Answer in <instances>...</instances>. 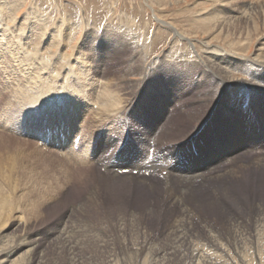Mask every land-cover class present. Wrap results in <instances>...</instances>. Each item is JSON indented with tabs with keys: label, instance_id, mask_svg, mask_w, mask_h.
<instances>
[{
	"label": "rangeland",
	"instance_id": "obj_1",
	"mask_svg": "<svg viewBox=\"0 0 264 264\" xmlns=\"http://www.w3.org/2000/svg\"><path fill=\"white\" fill-rule=\"evenodd\" d=\"M2 1L0 0V5ZM261 1L263 2V0H6L19 4L17 25L22 32L23 28L27 30L29 26L32 27L31 22L38 25L36 35L27 38L26 47L33 50L38 48L43 53L48 48L47 55L57 56L55 60L53 59L56 63L54 66L47 65L48 71L55 72V77L61 74L66 66L78 65L75 61L77 58L80 59L87 66L92 79L111 84L112 90L117 87V92L126 98L137 99L133 105L135 111L129 112L130 120H126V130L135 133L139 129L136 125L141 122L153 130L159 125L160 129H157L156 135L162 133L160 135L162 140L158 145L184 142L183 140H186L197 126L202 125L203 132L197 131L194 141V145L197 144L198 158L201 155L208 157L210 150L225 151L222 146H220L222 149H218L217 146L232 135L236 139L241 134L244 139L251 141L264 137L263 119L258 118L260 110L264 109V93L248 91L247 94L244 92L242 94L241 91L244 89L237 87L238 84H243V81L253 78L257 68L259 70L257 72H264V8L262 11L260 8L253 12L248 10V5L255 8ZM232 10L245 11L249 14L250 25L243 22L245 19L238 18L221 23L226 12ZM35 16L39 22L31 20ZM13 25L14 23L10 26ZM69 32L70 36L65 39L64 36ZM62 53L64 56L61 57ZM210 65L230 66L234 69L231 77L235 83L219 93L216 76L213 78L207 71ZM8 70L9 67L0 69V92L6 94L4 100L0 101V113L3 115L1 120L4 119L11 130L10 133H18L15 127L18 125L19 128L31 130L35 128L34 132H41V128L48 126L49 123L53 125L62 123L68 126V123H65L66 109H47L44 105L31 101L32 97L27 95L18 96V99L11 97V88L15 87V80L19 77L13 78ZM56 79L62 81L60 75ZM22 81L23 79L20 83ZM10 82L13 84L11 87ZM33 90L35 89H30L31 92ZM87 90L91 93L89 89ZM9 98L12 100L14 114L6 121L8 115L4 117L2 107L4 103L1 104L3 101L7 102ZM164 100H168L172 107L160 108ZM58 103L60 106L63 102ZM77 105L85 109L84 112L81 111L80 116L81 119L84 117V124L82 131L78 130V136L70 138V142L73 143L75 137L80 139L83 134L87 136L84 140H88L85 141V145L90 141L88 143L90 147L94 148L97 145L98 148L103 140L104 129L101 128L100 131L89 125L90 113L88 114L83 104ZM247 131L252 133L247 135L245 133ZM123 137L124 134L121 138L118 137L113 147L104 145L98 151L108 150L104 154L109 156L115 147L116 151H119L127 140L122 142ZM20 140L14 135H6L0 131V193L2 190L4 196L8 195L10 183L2 186L1 184L4 174H10L16 180L15 191L21 200L18 201L20 204L18 210L12 208V212L5 211L2 214V219L10 214L16 218L8 220L7 225L5 223L6 227L4 223L0 224V261L4 260V264H10L4 255L13 248L15 236L17 239L28 241V244L29 241L36 243L37 253L40 251L44 253L43 258H48L47 264H69L72 260H81L84 253L77 248L68 250V246L61 247L59 241L51 239L52 232L61 230L65 224L84 226L87 223L91 230L107 225L112 232L111 226L117 221L129 225L131 216H135L140 233L164 236L162 231L179 218L180 207H170L167 202L176 189L184 188L185 184L173 182L171 186H167L173 189L168 193L164 185L161 182L159 184L158 179L147 172L145 177L154 184V187L157 186L158 192L150 191L147 186L139 185L135 181L131 184L126 183V186L118 183H112V186L110 184L112 180L103 178L107 177L106 171L98 164H92L90 166L92 170L88 172L87 168L79 169L81 173L73 170L70 178L68 172L70 169L62 162L65 159L63 154L43 147L41 150L44 155L35 150V145L40 147L36 140H26L25 143ZM78 143L74 145L76 151ZM152 143L151 140V145ZM20 153H23V156ZM189 154L193 152L184 150L186 162ZM247 155L244 156L242 153V160L245 162L251 161ZM223 162L226 161L220 164ZM93 166L98 167L95 169ZM223 167H226L225 163L221 167L219 165L217 169L222 170ZM250 170L245 169L238 175L239 177L222 184L230 188L228 193L226 192V197L221 198L224 203L211 196L223 194L221 187L215 189L218 183L212 181L203 184L208 185L204 190L187 193L184 197L187 199L188 207L192 208L191 230L196 236L194 239L197 241V238H200V243L206 244L205 237L213 225V230L218 234L224 247L229 252L232 250L230 253L226 250L228 255L212 260L213 264H264V222H260L256 227L250 222L254 217L251 215V204H264V167L251 170L252 172ZM132 178H135V175ZM150 183L148 185L152 186ZM196 183L199 184V180L192 185L198 186ZM82 202L85 204L84 210L70 213L73 207ZM19 213L23 219H17ZM230 216L238 221L244 220L241 222L245 225L238 231H235L236 228L229 231L227 218ZM24 218L27 222H24ZM231 231V234H237L236 238L239 240L235 246L231 243L226 244V235ZM163 243L157 249L150 248L152 253L148 260L138 261L130 258L132 260L116 262L110 258L109 264H189L191 248L208 246V244L199 246L196 242L190 247L184 244L181 248L184 254L180 255L178 249L170 247L172 244L164 241ZM120 245H105L104 248L106 251L113 248L122 255L130 244L127 241V247ZM20 254L18 252L13 256L15 262L26 264L29 255L20 260L21 258L18 259ZM30 255L31 258L38 257L35 251Z\"/></svg>",
	"mask_w": 264,
	"mask_h": 264
},
{
	"label": "bare ground",
	"instance_id": "obj_2",
	"mask_svg": "<svg viewBox=\"0 0 264 264\" xmlns=\"http://www.w3.org/2000/svg\"><path fill=\"white\" fill-rule=\"evenodd\" d=\"M18 5L19 4H15V2H6V0L2 1L0 5V69H8L9 67L8 71L10 74H12V77H19V79L15 80V87L11 88L12 92L10 95L14 99H18V96L27 95L32 97L31 101L38 102L39 105L42 104L47 109H66L63 111L67 115L65 116V123H68V126L62 123H57L54 125L49 123L48 126L43 127L41 125L43 128H41V132L39 131V133L34 132L35 128H33V130L29 128H19L18 125V127L15 126L18 133L12 134L10 133L11 130L9 127L5 124L4 119L1 120L3 115L0 113V131L6 135H14L16 138L21 139L20 141L22 143H25L26 140H36L37 144L40 143V147L35 145V150L41 154H44V152L41 150L43 147H47L49 150L56 151L57 154H63L65 159H63L62 162L68 165L70 169L68 170L70 178L73 170H75L74 172L77 171V173H79V169L87 168L86 172H88L92 170L90 168L92 164H98L100 168L106 171L107 177L100 176L112 180L110 182L111 185L112 183H118L119 185L126 186V183L131 184L135 181L139 185L147 186V189L150 191L152 190L153 192H158L157 186L154 187V184L150 183L145 177L147 172H149L150 175H153L154 178L158 179L159 184L161 182L168 193L173 189L172 187L168 188L167 186H171L173 182H176L179 185L185 184L184 188H177L167 202L170 207H180V215L179 218L174 220L168 228H165L162 231L164 236L159 234L151 236L149 234L140 233L139 223H137L135 216H131L129 225L117 221L115 225L111 226L113 229L112 232L109 231L110 229H108L107 225L91 230L87 223H85L84 226L65 224L61 230L57 229L52 232L51 239L59 241L61 247L68 246V250L77 248L79 251L84 253V255H82L84 257L81 259L82 261L72 260V263L74 264H109L110 258L116 260V262L118 260L126 261L127 259L145 261L149 259V256L152 253L150 248L157 249L164 244L163 241L167 244H172L170 247H172V249L174 248V250L178 249L180 255L184 254V252L181 250V248L184 247V244L187 246L189 245V247L192 246V243L194 242H196L197 245L199 244V246L208 244V246L205 248H191L189 254V264H213L212 260H215V258L226 256V250L228 249L224 247V244L220 241L218 234L214 232L213 225L210 226L208 234L205 237L206 244L200 243V238H197V241L194 239L196 236L193 235L191 230L193 215L191 214L192 208L188 207L189 205H187L186 202L187 199L185 200L184 197L187 193L192 194L194 192L204 190V188L208 185L203 184L205 182L212 181L217 182L218 186L217 188L211 186L209 187L215 189L221 187L223 194L222 196H211L224 203L225 201H221V198L226 197V192L228 193L230 188L227 187V189L226 186L224 187L222 184L232 180L233 178L239 177L238 175L242 173V171H245V169L250 168L251 170H257L264 167V137L251 141L244 139L241 134H239L236 139L234 138V135H232L231 137H226V141L222 143L223 145L220 144L217 146L218 149H222L220 147L222 146L225 151L216 152L215 150H210L208 157H203L201 155L200 158H198L197 144L194 145V141L196 139L195 133L197 131L203 132L202 125L197 126L194 132L189 135L186 140H183L184 142L174 141L175 143H172V145H158L160 140H162L160 136L162 133L156 135L158 133L156 132L157 129H160L158 128L159 125L155 130H153V128L150 129L149 127H145L141 122L138 125L135 124L140 130L137 129L135 133L133 131H127L126 120H130V118H128L130 117L129 112L135 111L133 105L137 102V99L126 98L124 95L117 92V87L112 90L111 84L103 83L94 78L92 79L89 75L87 66L84 65L78 58L75 61V63L78 65L66 66L63 72H61V74L59 73L62 81H58L56 78L59 75L55 77V72L48 71L49 67L47 66H54L56 64L54 63V60L57 58V56L50 54L47 55L49 50L48 48H46L44 50L45 53H43L39 51L38 48H34L35 50H33L26 47L28 45L27 38H29V36L36 35L35 33L38 29V25L31 22L32 27L29 26L27 30L23 28L22 32V29H19V25H17L19 9ZM259 8L260 11H262L264 8V0L263 2L261 1L259 5H256L255 8L253 5H248L249 12L257 11ZM232 18H238L239 20L245 19L243 22H245L247 25H250V23H248L250 21L249 14H246L245 11L237 12L234 10L226 12V16L221 21V23H226V21L229 22ZM31 20L39 22V19L36 18V16L31 18ZM13 23L14 25L11 27L10 25ZM68 36H70V32L66 34L64 38L66 39ZM60 56H64V53L60 54ZM257 70L253 73V78L243 81V84L240 83L237 85V87H241V90L244 89L241 91V93L244 92L247 94L248 91L258 94L264 93V75H262L264 72L259 73ZM207 71L210 72L213 78L216 76V81L219 83V93L235 83V80H233L231 77L234 69H232L230 66L224 65L222 67H218L215 65H210V69ZM255 75H257V77H255ZM21 79H23V81L20 83ZM12 85L13 84L11 83L9 86L11 87ZM99 87L100 89L98 90ZM30 89L35 90L31 92ZM87 89H89L91 93L88 92ZM1 93L2 91L0 92V101L2 99L4 100L6 97L5 93ZM11 101V98H9L7 102L3 101L1 104L3 105L4 103V106H2L4 107V117L8 115L5 118L6 121L14 114ZM61 101L63 103L58 106V102L61 103ZM77 104H83L86 107L88 114L90 113L88 122L90 121L91 123H89V125L95 126L100 131L104 129L102 130L104 133L102 135L103 140H101L98 148L97 145H95L94 148L93 146L90 147V144H88L90 141L87 143V145H85L86 140L84 139L86 138L84 137L87 136H83V134L81 136L82 139H79L77 151L74 150V142H70V138H73L75 135L78 136V130L80 132L84 124V117L81 119L80 116L82 114L81 111L84 112L85 109L84 107L78 106ZM170 107H172V105L168 100H164V104L160 106V108L163 109ZM67 112L69 114H67ZM39 114H41V112ZM258 118L261 120L263 119L262 125L264 127V109L260 110ZM140 126L144 127L140 128ZM148 128L149 130H147ZM151 130H153L152 133ZM97 132L98 131H96V134ZM250 132L252 133V131H247L245 133L248 135ZM122 134L125 135L122 142L127 139L124 144L126 147L123 146L122 149H119V151H116L117 147H115L110 156L104 154V152L106 153L108 150H104V152L101 150L98 151V149L103 148L104 145H106V147H113L116 145L115 143L118 141V137L121 138ZM151 140L153 141L152 145ZM168 148L169 150H166ZM184 150L193 152V154L187 155L186 159L188 162H186L184 159ZM6 151L7 150L5 149L4 152ZM150 151H152V153H150ZM242 153L244 156L249 153L247 156H249L251 161L245 162L242 160ZM20 155L23 156V153H20ZM222 161H226L222 163L226 164V169L223 167L225 170H219V168L217 169L219 165L221 167L222 164H220V162ZM96 167L98 166H93L95 169ZM251 170L250 172H252ZM132 172H136V174ZM134 175L135 178H132ZM85 176H83L82 181H84ZM196 180H199V184L196 183L198 186L194 184L192 185V183H195ZM5 183H10V186L9 191H7L8 195L4 196L2 190L0 193V224L3 225L4 223V226L8 220L10 221V219L15 217L14 215L10 214L2 219V214L5 211L8 213L9 211L12 212V208L14 210H18L20 207L18 202L20 199L16 195L15 191L17 190L16 180L13 179L12 175L4 174L2 177L1 186ZM148 183H150L152 186H149ZM97 186L100 185L97 184ZM95 190L96 189H94V191ZM210 194H212L211 191ZM84 208L85 204L82 202L81 204L73 207L70 210V213H73L76 210L80 212L81 210H84ZM250 208L252 209L251 215L254 216L253 218L251 217L252 221L250 222H252V226L256 227L260 222H264V204L262 205L260 203H253L251 204ZM19 214L20 215L17 217V219L22 218L21 213ZM24 220V222H27L25 218ZM241 221H238L231 216L228 217L227 226L229 231L231 228H236L235 231L241 229L242 225H245ZM142 229H145V227H142ZM124 232H127V234H124ZM212 232H214V234ZM231 233L232 231L228 232L226 235V244L231 243L235 246L238 244L239 240L236 238V233ZM4 236L2 235V237ZM26 240H28V238H26ZM127 241L130 244V247L127 248V251H125L122 255L119 254L118 250V252H116L113 248H110V251H106L104 248L105 245L113 244H121L124 247H127ZM13 245V248L7 251L4 255L10 264H17L18 261L15 262L13 256L18 252L21 253L18 258H21L20 260H22L23 257L29 255L30 258L26 260V264H47L48 258H43L45 257L44 253H41V251L37 253L36 243L29 241L28 244V241L17 239L15 236L13 238ZM32 251L36 252L38 256L37 258H31L30 254ZM58 254H60L59 251ZM86 256L88 257L86 258ZM31 261H34V263H31ZM72 263L69 262V264ZM0 264H4V260H1Z\"/></svg>",
	"mask_w": 264,
	"mask_h": 264
}]
</instances>
